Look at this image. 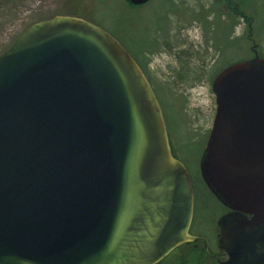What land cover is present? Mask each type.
<instances>
[{
	"label": "water",
	"instance_id": "water-1",
	"mask_svg": "<svg viewBox=\"0 0 264 264\" xmlns=\"http://www.w3.org/2000/svg\"><path fill=\"white\" fill-rule=\"evenodd\" d=\"M212 90L200 172L228 209L212 256L264 264V57ZM195 201L155 89L112 33L56 15L0 54V264H158L198 239L211 254Z\"/></svg>",
	"mask_w": 264,
	"mask_h": 264
},
{
	"label": "rangeland",
	"instance_id": "rangeland-1",
	"mask_svg": "<svg viewBox=\"0 0 264 264\" xmlns=\"http://www.w3.org/2000/svg\"><path fill=\"white\" fill-rule=\"evenodd\" d=\"M246 1L251 3L244 9L246 18L252 20L242 12L235 20L228 16L234 9L225 0H153L138 10L124 0H0V54L30 25L56 15H76L121 32L157 91L175 152L189 172L197 173L216 113L215 75L227 59L249 58L254 49L264 56V0ZM129 22L127 34L135 45L122 32ZM210 205L196 222L194 215V233L206 236L216 252L222 208L213 200Z\"/></svg>",
	"mask_w": 264,
	"mask_h": 264
},
{
	"label": "trees",
	"instance_id": "trees-1",
	"mask_svg": "<svg viewBox=\"0 0 264 264\" xmlns=\"http://www.w3.org/2000/svg\"><path fill=\"white\" fill-rule=\"evenodd\" d=\"M152 2H153V0L150 3H148L147 5H145L143 7H139V8L130 7L129 5L128 6L126 5V6L132 10H138V9H142V8L147 7V6H150V4ZM225 2L228 4L229 7H231V9L232 8L234 9L231 13L230 12L227 13L228 16H232V17L234 16V20H235V18H237V19L240 18V15H239L240 12L244 13V17L246 18V12L244 9H245V7H248V8L251 7V3L246 1V0H225ZM173 5H175V4L172 2V6ZM131 24H133V23L129 22L126 26H124L125 31L123 30L122 32L123 33L125 32L127 34L128 33L127 30H130L129 25H131ZM107 30L110 31L113 35H115L124 44V46L136 58V60L139 62V64L141 65V67L144 69V71L147 74L146 68H145L144 64L142 63V61L140 60V58L138 57V54L134 53L131 50L130 41L125 39L122 36L121 32L119 33L120 35H118L110 29H107ZM127 35L129 36V34H127ZM129 38H130V36H129ZM144 39H145L144 41L147 44H148V42H150L151 44L153 43V41H152V39H150V37L149 38L145 37ZM236 39L238 40L239 37H236ZM130 40H131V43L133 45L136 44L134 42L135 39L133 38V36H131ZM144 41H142V42H144ZM143 46L142 45L139 46L140 49H144L148 45H146V46L143 45ZM260 55L263 56L262 54H260ZM252 56H254V55H252ZM178 57H179V63L183 64L182 63V56L179 55ZM243 59H246V58H243ZM243 59H240V60H243ZM240 60H237L235 58L232 60L227 59V62L225 64L229 65L233 62L240 61ZM164 113H165V111H164ZM165 116H166V113H165ZM167 124H168V121H167ZM191 177H192V181H193V185H194V189H195V195H196L195 222L199 216V213L202 210L208 211L212 208V206L210 205L212 200L218 206H220L222 208V211L218 216H221L222 214H224L228 211V209L216 199V197L213 195V193L210 191V189L206 186V184H205V182L201 176L200 170H197V173L191 172ZM192 229H193L192 233L196 234V233H194V225H192ZM209 248H210V246H209ZM210 253L211 254H209L206 250V241L204 239H198L192 243H187V244H184L181 247L177 248L169 256H167L163 261H161L158 264H220L218 259H216L215 257L212 256V254H214L215 252L213 250H211V248H210Z\"/></svg>",
	"mask_w": 264,
	"mask_h": 264
},
{
	"label": "flooded vegetation",
	"instance_id": "flooded-vegetation-1",
	"mask_svg": "<svg viewBox=\"0 0 264 264\" xmlns=\"http://www.w3.org/2000/svg\"><path fill=\"white\" fill-rule=\"evenodd\" d=\"M228 20H231V18L230 17H228ZM246 20H252V19H249V18H246ZM256 52H258L256 49H254V53L253 54H255ZM173 151L175 152V150L173 149ZM176 153V152H175ZM176 156L179 158V159H181L178 155H177V153H176ZM182 160V159H181ZM183 161V160H182ZM218 233H219V230H218ZM217 236H218V234H217ZM216 253H218V250H217V252Z\"/></svg>",
	"mask_w": 264,
	"mask_h": 264
}]
</instances>
